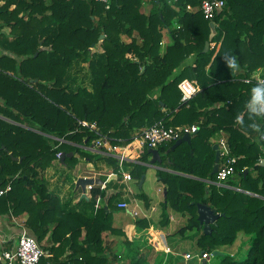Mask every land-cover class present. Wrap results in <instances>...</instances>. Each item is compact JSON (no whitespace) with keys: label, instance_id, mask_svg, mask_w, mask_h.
<instances>
[{"label":"trees","instance_id":"1","mask_svg":"<svg viewBox=\"0 0 264 264\" xmlns=\"http://www.w3.org/2000/svg\"><path fill=\"white\" fill-rule=\"evenodd\" d=\"M1 1L0 30L7 26L8 32L0 31V187L10 183L11 189L0 196V216L27 214L24 225L46 252L39 264H120L116 236L129 247L125 264L147 260L123 230L112 226L115 194L107 196L106 185L91 186V200H80L91 205L105 199L90 214L68 210L49 189L45 170L57 165L73 171L79 159L72 155L61 162L58 153L116 163L112 156L82 148L99 135L80 121L124 140L158 121L197 124L190 144L168 152L175 141L157 147L160 166L175 171L156 170L165 185L162 215L168 208L187 215L178 230L184 233L200 229L197 203L209 205L224 215L210 234L201 232L199 249L232 245L242 231L253 236L245 256L223 257L221 264H264V165L259 163L264 114L252 103L251 92L264 88L257 83L264 80V0H223L211 19L199 9L202 0H109L108 8L100 0ZM10 5L14 8L8 10ZM210 21L216 34L204 52ZM100 34L101 45L92 47ZM165 34L171 42L162 48ZM225 54L236 57L240 75L227 67ZM82 73L90 87L78 81ZM184 78L196 80L200 90L182 102L177 85ZM216 133L222 134L228 154L238 157L237 186L253 194L212 182L215 150L209 138ZM149 155L144 146L139 159ZM145 170L134 164L130 176L139 184ZM134 225L149 226L141 220Z\"/></svg>","mask_w":264,"mask_h":264},{"label":"crops","instance_id":"2","mask_svg":"<svg viewBox=\"0 0 264 264\" xmlns=\"http://www.w3.org/2000/svg\"><path fill=\"white\" fill-rule=\"evenodd\" d=\"M2 4H3V1L0 0V5H2ZM13 8H14V5H10L8 7V10H11ZM6 14H7L6 12H2V15H4L5 17L7 16ZM0 31L8 32V27L5 26V27L1 28ZM125 40L129 41V39H127V38H125ZM170 42H171L170 38L165 34L163 41H162V45H161L162 48H164ZM191 59H192V57L189 55L186 58L185 63L186 64L190 63ZM207 67L208 66H206L205 68L207 69ZM262 71H263V69H261V72ZM241 72H242V70H239V69L234 70L235 74L240 75ZM193 81L196 82V80H194V79H193ZM196 84L198 85L197 82H196ZM162 110L164 112H166V108L164 106H162ZM168 119L171 120L172 116L168 117ZM221 137H222L221 133H216L209 138V141L211 143L217 144V142L219 141V139ZM187 144H190V143H187ZM82 148L87 150V152H91L94 154L106 155V154H104L105 150L103 148H99L96 150H91L90 146L89 147L82 146ZM142 148L143 147H135L134 150H132L130 153H128V157H127L128 161L123 162V164H127L125 169L123 168L124 165L122 164L121 166H119L117 161H116L117 163L114 166H110L108 164V162H106L107 160L105 161V159H103V160L101 159L100 161L97 160L98 166H96L94 169V170H96L97 173H94L91 175H89L87 173L82 174L81 170L79 168H74L72 173H71L72 175L70 174L71 176H69V178L71 180L69 183L72 184V189L71 188L70 189L74 193V195L72 196V198H71V196H69V197L72 199L71 203L75 207V209H74L75 211L82 212L85 210L86 214H90L93 211L92 206L86 204V202L83 203L82 201H80L82 198H84L87 202H89L91 200L89 189L86 190V198L81 197V191L80 190L74 191L73 182H75L76 178L79 176H84V177L90 176V177L100 178L103 181V183L100 186L103 187L106 185V187H107V190H108L107 196L110 194H113V195L115 194L114 197L117 196V200H115L113 197L111 205H110L111 208H118L121 211V210H123V208H119L118 203H120V202H126L127 203V209H124L126 212L123 213V216H119V218L121 219L120 227H114V228H117V229L120 228L121 230H123L125 232V235H127L128 239L138 249V252L140 254H143L146 258V257L150 256L149 254L151 251L153 253L170 254L172 251V247L170 246V243H171L170 242V236L172 233H175L174 235H178V234L185 235V234H187V232L195 231V234L197 235V237L196 238H195V236H192V237H193V240L196 241L199 238L201 232L203 233V231H202V228L200 227V229H197V231L196 230H187L184 233H180V231H178V230L187 223L186 220H184L185 218H187V215L181 213L180 211H174L173 209L168 208L166 216L164 217L162 215L163 208L161 206V203H162L163 196L165 194V185L158 180V178L156 176V170L157 169H163V170L170 171V172H175V171H172V170H170V169H168L162 165L161 166L160 165L159 166L158 165H156V166L148 165L147 163L150 160L151 155H149L147 160H145V161L140 160L139 157L142 153ZM75 154H77V153H75ZM77 156H79V155L77 154ZM77 156H75V157H77ZM77 158H79V160H81V161H84L88 167L92 168L88 157L80 156ZM262 160H263V158H262ZM219 161H220V159H219ZM134 164H140V165H143L144 167H146L145 173L143 174V180H142L141 186H139V184L136 183L137 181L133 176H131V178L129 180H126L123 178L124 174H130L131 175V171L134 168ZM57 167L60 170L59 173L54 175L51 180L49 178H46V179L49 182L48 183L49 189L53 190L61 198V197H64L66 194L65 187L64 188L61 187V184L63 182L60 180L61 172H63V171H61V169H64V168H62L60 166H57ZM47 170H45V177H46ZM107 171H108V173H106V174L104 173L105 178L102 177V176H104V174L101 175L100 177H98L99 172H107ZM234 176L228 181V183L225 184L228 186V188L233 189V188L238 187L237 185H235L236 182L238 183V178L234 177ZM205 179L206 180H204V181H207V178H205ZM52 180L55 182L56 186H54L52 184V182H53ZM140 180H141V178H140ZM140 180H139V182H140ZM135 187H138L140 190L143 189V187H145L146 189H148L149 192H147V193L143 192L145 194L140 196V194L136 192ZM56 188H57V190H56ZM240 191H245V190L240 189ZM245 193L253 194L249 191H245ZM102 200H103V198H102ZM98 206H102V203L101 204H95L93 207H98ZM134 213H136V214H134ZM127 215H130L131 218L133 217V221L141 220L142 224L148 223L149 226L148 227H142V226L135 227V225L133 224L134 222L132 223L131 219L129 217H127ZM26 218H27L26 213H22L18 216H11V217L0 216V249L1 248H10L12 246L13 242L15 241L16 237L18 236V234L21 232V230L25 229L26 231H28L24 225V221ZM173 222L182 223V226L180 228H177L176 226H174L175 229L174 228L172 229L173 232L171 234L166 232V235H165L164 230L167 227H169L170 225H172ZM183 222H184V225H183ZM243 239H246V241L247 240L251 241L252 237L250 238L244 232L240 231L237 233L235 241L233 242L232 245H230V247L235 248L236 246H238V244H241L243 242ZM116 242L117 243L115 245L113 244V246L120 245V243L117 240H116ZM124 245L128 246L127 244H124ZM120 247H121V245H120ZM131 247H133V246H131ZM222 248H226V246L217 247V248H215V250H218L221 252ZM118 249H119V247H118ZM120 249H122V247ZM200 252L202 254L201 250H200ZM120 254L121 255L123 254V257L120 256ZM230 255H232V253ZM118 256H119V259L123 260V263L126 260H128L126 255H125V251H123V249H122V251L119 252ZM180 256H181V258L184 259L185 262L190 261V259L192 258V256L187 252L182 253V255H180ZM120 257H122V258H120ZM203 259H205L206 263H207V261L209 260V257L206 259V258H203L201 255V259H200L201 262L203 261Z\"/></svg>","mask_w":264,"mask_h":264},{"label":"built area","instance_id":"3","mask_svg":"<svg viewBox=\"0 0 264 264\" xmlns=\"http://www.w3.org/2000/svg\"><path fill=\"white\" fill-rule=\"evenodd\" d=\"M106 3V8L109 7V0H100ZM223 6V0H202L199 9L202 11L204 18L211 19L218 9H221ZM187 10L192 11L193 8L190 5L186 6ZM257 83L259 85H264V80L258 78ZM178 88L181 92L180 101L185 102L191 97H193L197 92H199V86L195 81L188 78L182 79L178 83ZM258 109L261 105L257 103ZM264 114V112H260ZM84 126H89L94 129L95 132L99 135V138L93 142L90 146L91 150H96L103 148L106 155L112 156L118 162V165L121 166L123 162L128 161V152L130 153L135 147H144L148 148H157L162 143L176 141L181 138L185 133H192L197 131V124L191 125H165L163 121H158L146 128L140 130L135 134L132 139H116L109 137L105 134L99 132V130L93 125L88 124L86 121H80ZM112 140H117L118 144H113ZM218 149L220 151V161L218 169L215 172V181H212L217 186H225L227 180L232 178L235 174L234 164L236 163L238 157L229 155L225 146V141L223 138H220L217 142ZM61 153L57 154V157H60ZM262 161V158H259V163ZM123 178L129 180L131 178L130 174H124ZM91 186H88L87 189H90ZM11 189V184L8 183L4 187H0V196H3ZM235 190L240 191V188L236 187ZM119 208L127 209L126 202L118 203ZM136 214V213H134ZM44 249L36 241V239L25 229L16 237L10 248H1L0 249V264H39L41 257L45 255ZM203 258H208L212 255V252H202Z\"/></svg>","mask_w":264,"mask_h":264},{"label":"rangeland","instance_id":"4","mask_svg":"<svg viewBox=\"0 0 264 264\" xmlns=\"http://www.w3.org/2000/svg\"><path fill=\"white\" fill-rule=\"evenodd\" d=\"M166 35L168 36V34H166ZM84 69H86V66H84ZM77 78H78V81L80 82V84L85 85L86 87H90L87 75L82 73V74H79ZM100 160L101 159H99L98 161H100ZM106 162H108V161H106ZM115 162H116V160H115ZM90 163H91V167L92 168L88 167L84 161H81L79 159H78V161L73 162L72 165L74 166V168H79L81 170L82 174H86L87 173V174L91 175V174L97 173L96 170H94L95 167L98 166L97 165V161L96 162L95 161H90ZM116 163L111 164V163L108 162V164L110 166H114ZM123 165H124L123 168L125 169L127 164H123ZM55 166H57V165H55ZM47 169H46L47 170L46 178H49L50 180L52 179V177L54 175L58 174L59 171H60L58 169V167H48ZM61 171H63V172H61V175H60V180L63 182L61 184V187L62 188L65 187V192H66L65 196L61 197V202L68 204L66 206V208L68 210L72 211V210L75 209V207L71 203V200H72L71 198L74 195V193L71 191V189H70L71 188V184L69 183L71 181L69 176L72 175L71 174L72 171H69V169L67 167H65V166H64V169H61ZM104 173L106 174V173H108V171L107 172H99V176L98 177H100ZM105 174L102 177L105 178ZM88 177H90V176H88ZM52 184L54 186H56L54 181L52 182ZM237 184L238 183L236 182L235 185H237ZM56 190H57V188H56ZM135 190H136L137 193L142 194V195H144L145 193L149 192L148 189H146L145 187H143V189H141V190L138 187H135ZM143 192H145V193H143ZM69 196H71V198ZM114 199L117 200V196H115ZM162 201H163V199H162ZM105 202H106L105 199L102 200V198L98 197L91 203V206L93 207L95 204H101V203L103 205ZM230 207H231V204L228 205L227 208L230 209ZM162 208H163V206H162ZM125 212L126 211L124 209L121 210V211L119 209H117V208H111L110 209L111 221H112V226L113 227H120L121 219L119 218V216H123V213H125ZM127 217H129L131 219L132 223L134 222L133 221V217L131 218L130 215H127ZM184 220H186V218ZM183 225H184V222H183ZM174 226H176L177 228H180L182 226V223L173 222L172 225H170L169 227H167L164 230L165 235H166V232L171 234L173 232L172 229L174 228ZM174 234L175 233H172L171 236H170V242H171L170 246L172 247V251H171L170 254L153 253L151 251L150 254H149L150 256L146 257L147 261L143 262V263L144 264H185V263L186 264H203L201 262V260H200L201 259V252H200V250L198 248V245L196 244V241H194L193 237H192V236H195V238L197 237V235L195 234V231L187 232V234H185V235H181V234L174 235ZM246 235H248V237H250V238L251 237L253 238L252 235H249V234H246ZM115 239L120 243L123 251L126 252V251L129 250V247L124 245L125 243L122 241L123 240V236H116ZM116 243L117 242H115L114 245ZM250 243H251V241H248V240L246 241V239H243V242L241 244H238V246H236L235 248L234 247L231 248L230 245L226 246V248H222L221 249V252L223 253L222 256H219V255L212 256V255H210L209 256V260L207 261V264H221V260L223 259V257H228V256H232L235 259L243 258L245 256L246 252H247L248 247L250 246ZM42 244L44 245L45 242L42 243ZM121 247L119 246V249ZM130 248H133V249H131V252H132V250L136 249L134 247H130ZM184 252H187V253H189L192 256L190 261L185 262L184 259L181 258L180 255H182V253H184ZM231 253H232V255H230ZM120 256L123 257V254L122 255L120 254ZM122 257H120V258H122ZM120 260H121L120 262H122V264H123V260L122 259H120ZM125 262H128V260H126Z\"/></svg>","mask_w":264,"mask_h":264},{"label":"water","instance_id":"5","mask_svg":"<svg viewBox=\"0 0 264 264\" xmlns=\"http://www.w3.org/2000/svg\"><path fill=\"white\" fill-rule=\"evenodd\" d=\"M221 9H218L217 12H219ZM209 28H210V33L208 36V40L205 41L204 43V49L203 51L205 52L210 45V41L213 38V36L216 34V29H215V23L213 21L209 22ZM104 38V34H100L98 37V41L96 44H92V47H99L102 43V40ZM191 134L185 133L181 138L177 139L174 144L167 150H173L175 147H177L179 144L182 142L190 143L191 141ZM213 149L215 150V157H214V163L211 169V174L215 173L218 169L219 165V159H220V151L218 149V145L215 143L213 145ZM148 153L151 155L150 160L148 161V165L150 166H156L160 165L162 163V158L159 153V150L156 148H148ZM11 155V153H9ZM72 155L77 156V154H74L72 152H61L59 160L62 162L64 157H71ZM80 157V156H77ZM15 160L20 161L21 157H14ZM169 161V159H167ZM261 164L264 165V160L260 162ZM248 169H245L244 172H247ZM142 180H143V175L141 176V180L139 182V186L142 185ZM103 181L100 178L97 177H84V176H79L76 178L74 182V191H81V197L86 198V190L88 186H93V185H101ZM197 220L199 222V226L202 228V231L204 234H210L211 233V225L214 224L217 220L218 217L224 215V213H217L215 212L214 209H212L209 205L203 204V203H197ZM219 255L222 256L223 253L214 250L212 251V256ZM203 264H207L206 260L203 259L202 261Z\"/></svg>","mask_w":264,"mask_h":264},{"label":"clouds","instance_id":"6","mask_svg":"<svg viewBox=\"0 0 264 264\" xmlns=\"http://www.w3.org/2000/svg\"><path fill=\"white\" fill-rule=\"evenodd\" d=\"M223 59L225 60L228 68L233 70H238L239 66L237 64V60L234 55L225 54ZM251 92H252V103L253 104L259 103L261 105L259 112H264V88L255 86L251 89ZM253 111H256V109H253Z\"/></svg>","mask_w":264,"mask_h":264}]
</instances>
